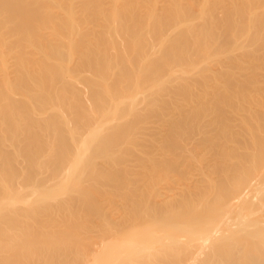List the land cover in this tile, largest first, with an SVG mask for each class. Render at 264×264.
<instances>
[{"label": "bare ground", "instance_id": "bare-ground-1", "mask_svg": "<svg viewBox=\"0 0 264 264\" xmlns=\"http://www.w3.org/2000/svg\"><path fill=\"white\" fill-rule=\"evenodd\" d=\"M139 1L0 0V264H264V0Z\"/></svg>", "mask_w": 264, "mask_h": 264}, {"label": "rangeland", "instance_id": "rangeland-1", "mask_svg": "<svg viewBox=\"0 0 264 264\" xmlns=\"http://www.w3.org/2000/svg\"><path fill=\"white\" fill-rule=\"evenodd\" d=\"M30 1L31 2L29 4L34 6L35 8H37L42 13L43 20L40 23L45 24V27L43 29H41V30L36 29V31L32 35L31 34L30 35L25 34L24 35V39H23V36H22V39L20 38L21 43L22 42L24 43L25 41H27V39L31 40V38L32 39L41 38V37L45 36L47 33L52 32L53 25H51V23H48V21H47L48 19H52L53 18L56 22H62L65 25H67V28L63 29L57 24L56 27L60 28L61 31L70 30L69 18H68L69 15H72L73 18H75V27L77 25L81 24L80 26L81 27H85L84 29H86V28H95V29H98V30H100L101 28L102 29H106V27L104 26V21L100 17L102 15V12H104V11L106 12L107 11L106 14H108L110 9L113 7L111 5L113 2H116V3H118L120 5V4H123L122 2L124 0H113V2H112V0H30ZM108 1H110L111 3L110 2L108 3ZM150 1L152 3H150L148 0H143V1L140 0L138 2V4H141V2H142L143 6L141 8L143 9L146 6L149 5L148 3H150L152 5L153 4H157V3L160 4L164 0H162L161 2H158L159 0L158 1L157 0H154V1L150 0ZM184 1L187 3V4H185L186 6L183 3ZM194 1L198 2V4L196 2L194 3ZM199 1L200 0H193L192 4L190 3V0L189 1L188 0H183V1H180V2H181V4H183L184 7H187V5H189V7L193 8L192 6L194 4H197L196 6H194V7H197L199 5V3H201L202 0L200 2ZM241 1L242 0H240V2ZM191 2H192V0H191ZM243 2H244V0H243ZM144 3H146V4H144ZM194 9L198 10L197 8H194ZM86 11H87V16L86 17H88V16L89 17H93L95 19L94 23H92L91 21L88 20L87 25L83 24V22L81 20H83L84 17L82 18V15L80 16V14H82V13H84ZM28 36H30V37H28ZM17 40H19V38ZM20 40H19V42H20ZM0 45H1V43H0ZM237 53H238V51H235L234 54L237 55ZM66 58H68V57L66 56ZM203 63L201 65L204 66ZM208 68H209L208 70H210L209 72H211V73L217 71V70L214 71V68H216L214 66L212 68L211 67H208ZM202 70H203L202 76L204 74L208 73L204 69H202ZM0 73H2L1 66H0ZM197 76H198V74L196 75V79H199L200 75L198 77ZM202 88H201V90L204 89V88L203 89ZM215 90H217L215 87H212V88L209 89V91H215ZM194 92L195 91H194L193 88H189L188 89V94L190 96H201V95L204 94L203 91L202 92L199 91V93H197V94H195ZM186 96H188V95H186ZM186 100H190L189 97H186ZM179 101L182 102V100H180V99H179ZM179 101L177 103L171 104V106L181 103ZM48 107H49L48 108V112L56 113L58 109L61 110L62 105L56 99L53 98V103H51ZM173 136H174L173 138H177V137L180 138V136L183 137V136H185V134H177L176 133Z\"/></svg>", "mask_w": 264, "mask_h": 264}]
</instances>
